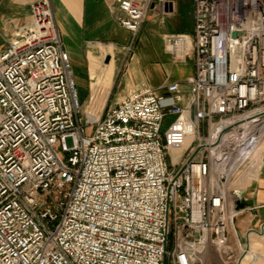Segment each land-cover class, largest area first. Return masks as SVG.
<instances>
[{"label":"built area","instance_id":"obj_1","mask_svg":"<svg viewBox=\"0 0 264 264\" xmlns=\"http://www.w3.org/2000/svg\"><path fill=\"white\" fill-rule=\"evenodd\" d=\"M153 1L120 0V25L138 33ZM164 41L177 59L192 48L189 92L137 91L82 123L51 0L31 6L0 54V264H242L243 210L216 173L245 136L236 120L264 109V0H195L193 37Z\"/></svg>","mask_w":264,"mask_h":264},{"label":"crops","instance_id":"obj_2","mask_svg":"<svg viewBox=\"0 0 264 264\" xmlns=\"http://www.w3.org/2000/svg\"><path fill=\"white\" fill-rule=\"evenodd\" d=\"M38 1L0 0V54L26 30L31 6ZM51 3L84 105L107 104L111 95H117L116 103H120L143 90L163 94L164 86L173 82L189 92V80L196 71L192 48L184 59H177L166 50L164 38L193 37L195 0H166L164 4L154 0L136 36L120 25L119 18L124 16L120 0ZM242 199L245 210L231 229L240 243L258 236L253 231H264V143L257 175Z\"/></svg>","mask_w":264,"mask_h":264},{"label":"rangeland","instance_id":"obj_3","mask_svg":"<svg viewBox=\"0 0 264 264\" xmlns=\"http://www.w3.org/2000/svg\"><path fill=\"white\" fill-rule=\"evenodd\" d=\"M30 21L28 25L30 24ZM138 33L133 34V35L136 36ZM111 97H112L111 102H108L107 104H105V101H101V104H100L99 101L101 99L99 101L97 99L99 103L94 104L91 107H89L90 105L88 104L84 105V103L82 102V111H81L82 123L85 122L88 115L94 117L95 119H100L109 107H112L115 104H117L116 102H117L118 96L111 95ZM175 119L176 117L173 115L166 116L164 124H163L162 133L168 130V128L175 121ZM93 132H94L93 127H87L86 134L88 136L92 135ZM263 143H264V138L261 141V143H259V146L255 148L256 150L255 154L251 156V158L245 163L244 166L241 167L239 173L237 172L235 176L230 178L229 183L226 185V193H227V197L229 201V209L231 211L235 210V208L237 210H243V211L245 210V206L243 204L244 202L242 198H243L244 192L246 191L247 187L251 184V182L254 180V178L257 175V172L259 169V162H260V151H261V147ZM68 145L72 146L71 140H68ZM173 161H174V156L173 154L170 153V155L168 156V164H169L170 170H174ZM250 175L252 176L254 175L255 177L249 178ZM240 217H241L240 215L236 217L234 221L231 223L230 228H229V236L231 235L233 237L232 238L233 241H232L231 236H230V244L235 249H239L240 242L237 241L236 236L235 234L232 233L231 229H232V225L237 223ZM253 233H255L258 236L252 237L251 240H250L251 236H249L247 240H244V239L241 240V244L250 250V253H247L245 256L247 255L253 256V259H251V261L248 262L247 264H264V231L262 232L253 231ZM251 244L256 246V250H252ZM245 256H243L242 260L245 258Z\"/></svg>","mask_w":264,"mask_h":264},{"label":"bare ground","instance_id":"obj_4","mask_svg":"<svg viewBox=\"0 0 264 264\" xmlns=\"http://www.w3.org/2000/svg\"><path fill=\"white\" fill-rule=\"evenodd\" d=\"M236 121L243 122L246 128L245 136L242 140L236 143L237 153L236 156L230 161H226L224 168L219 170L216 173V176L222 174H227L229 178L235 176L237 172L239 173L240 167L255 154V148L259 146V143L264 138V109L248 114L244 117L237 119ZM230 137L229 134L224 135L222 143L224 145H230ZM255 150V151H254ZM254 151V152H253ZM255 177L254 175H250L249 178ZM252 250H256V246L252 245ZM253 252V251H252ZM248 253L250 250L248 249ZM246 255V254H245ZM244 255V256H245ZM253 259L252 255H247L242 261V264H247Z\"/></svg>","mask_w":264,"mask_h":264}]
</instances>
